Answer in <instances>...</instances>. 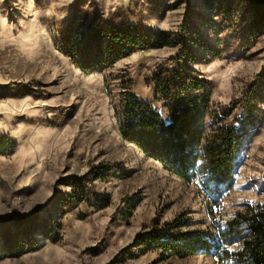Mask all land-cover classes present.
<instances>
[{"label":"rangeland","instance_id":"1","mask_svg":"<svg viewBox=\"0 0 264 264\" xmlns=\"http://www.w3.org/2000/svg\"><path fill=\"white\" fill-rule=\"evenodd\" d=\"M74 1L0 0V135L16 141L13 150L0 149V224L37 213L61 222L60 242L44 240L37 252L0 264H109L117 256L116 264H220L206 255L161 261L159 252L142 253L134 242L157 217L167 222L183 214L192 223L187 231L215 236L216 227L247 204H264V88L255 99L236 182L214 207L198 182L172 175L124 141L111 103L125 80L168 121V109L148 82L174 48L138 52L104 73L84 74L52 40ZM95 1L104 17L121 12L160 33L179 30L186 13L184 0ZM194 4L196 27L209 48H196L192 67L211 82L212 104L229 106L264 70V19L244 0H217L213 10L202 0ZM102 166L126 174L91 179L90 192L108 195L110 205L83 204L63 213L58 199L71 190L62 181ZM135 196L142 201L130 213L122 201Z\"/></svg>","mask_w":264,"mask_h":264},{"label":"trees","instance_id":"2","mask_svg":"<svg viewBox=\"0 0 264 264\" xmlns=\"http://www.w3.org/2000/svg\"><path fill=\"white\" fill-rule=\"evenodd\" d=\"M184 1L186 13L179 30L160 33L142 20L129 21L121 12L104 17L95 0H75L70 19L53 31L52 40L55 49L84 74L104 73L138 52L174 48L148 82L168 109V121L125 80L118 100L111 99V103L124 141L172 175L187 183L198 182L209 203L220 207L241 167L244 140L254 122L255 99L264 88V70L246 87L241 99L229 106H214L211 82L192 67L198 61L196 48H209V44L196 27L194 0ZM244 1L262 21L264 0ZM202 2L213 10L217 0ZM107 91L112 97L109 87ZM15 147L14 139L0 135V149ZM103 176L117 179L126 174L117 166H102L83 177H66L62 183L71 191L58 199L66 210L63 213L83 204L107 208L108 195L90 192L91 179ZM141 201L135 196L122 202L131 213ZM246 206L235 219L217 226L215 236L187 231L192 223L183 214L167 222L157 217L136 236L135 246L142 253L159 252L161 261L206 255L216 257L220 264H264V204ZM44 240H61V222L54 215L47 219L40 213L9 218L0 224V260L37 252ZM118 257L109 264H116Z\"/></svg>","mask_w":264,"mask_h":264}]
</instances>
